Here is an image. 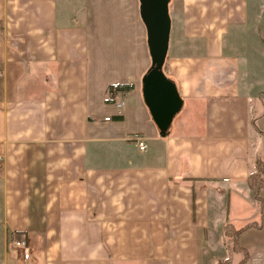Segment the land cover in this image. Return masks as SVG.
I'll use <instances>...</instances> for the list:
<instances>
[{"label": "crops", "instance_id": "obj_1", "mask_svg": "<svg viewBox=\"0 0 264 264\" xmlns=\"http://www.w3.org/2000/svg\"><path fill=\"white\" fill-rule=\"evenodd\" d=\"M81 1L0 0V264H219L228 255L207 260L203 246L226 225L259 226L239 245L264 262L246 197L264 136V108L252 124L264 0L170 1L163 73L182 108L164 136L142 98L139 0L105 5V19L129 20L132 45L100 41ZM116 85L132 90L107 100ZM21 237L27 260L10 247Z\"/></svg>", "mask_w": 264, "mask_h": 264}, {"label": "water", "instance_id": "obj_2", "mask_svg": "<svg viewBox=\"0 0 264 264\" xmlns=\"http://www.w3.org/2000/svg\"><path fill=\"white\" fill-rule=\"evenodd\" d=\"M171 0H139V14L144 24L150 69L142 79V98L160 135L167 134L173 118L182 108L176 86L163 73L168 52Z\"/></svg>", "mask_w": 264, "mask_h": 264}, {"label": "rangeland", "instance_id": "obj_3", "mask_svg": "<svg viewBox=\"0 0 264 264\" xmlns=\"http://www.w3.org/2000/svg\"><path fill=\"white\" fill-rule=\"evenodd\" d=\"M107 1L108 0H83V2L81 1V3H78V4H80L79 5L80 7H82V6L85 7L86 4L88 5L87 13L91 16V19H89V23L91 24V26L92 25L95 26L96 30L100 31L98 36H97L100 41L102 39V41L105 42V39H107L109 43H114L116 45V42L120 40V41H123V43H127L129 45H132L133 41H135V39H136V33L132 32L133 26L129 24V20H128V22L127 21L125 22L124 19L121 17H114V18L111 17V18H107V19L104 18L105 5H106ZM178 1L179 0H173L174 3L176 2V5H178ZM173 21H174L173 24H175V22L178 23L177 19H174ZM121 26L124 27V29H125L124 31L123 30L119 31ZM106 27L110 31L107 34L104 31V29ZM115 27L117 28L116 31L114 30ZM262 39L264 40V35H262ZM146 41L147 40H146V36H145V42ZM101 46L104 47V43H101ZM146 51H147L146 57H148L147 59H148V61H150L149 64L151 66V59H150V55H149L147 45H146ZM100 52L101 53L103 52L101 55L102 59H103V63L104 64L109 63L110 61L107 62V60H106V55H105L106 51L101 50ZM109 52L111 53L112 50H109ZM114 52H116V50ZM169 57H170V55H167V58L165 59V63L163 66V72L168 71V67H169L168 65H169V61H170ZM256 60H258V59H256ZM253 73H255V75L253 77V78H255L254 82L258 83V87L263 86L262 91L264 94V59L260 62L259 66H258L257 74H256V70L253 71ZM167 77L169 80H172L168 74H167ZM110 81H111V79H109V77L106 76V74L105 75L103 74V75H101V80L99 82H100V84H104V83L110 84V83H108ZM102 87L104 89V85H102ZM258 87H257V91H255V95H258V92L260 91L258 89ZM110 89H111L110 86H108L106 88V91L108 93L107 94V96H108L107 100L110 99V96H111V90ZM261 96L264 97V95H261ZM263 108H264V100L262 101V106L259 104V106H256V108H253V110H252L253 111L252 112V119H254V121L252 122L253 125L256 123L255 121H257L258 118L263 115L261 112V111H263ZM262 120L263 121L260 123V126L264 125V118ZM257 126H258V124H257ZM259 138L262 139L261 145L256 144L255 139L252 138V140H251L252 152L251 153H253L252 155H256V160L259 159V160L264 162V155H262V152H261V151H264V136H261ZM254 151H256V152H254ZM251 163L252 164H251L250 169H251V171H254V169H255L254 168V159H252ZM236 188H240V187L237 186ZM261 195H262V192H261ZM242 196H244V195H242ZM246 197L251 202V204L256 208L257 212L261 216V213L259 211L260 207L255 202V200L251 197L250 192H248V194L246 193ZM221 231H222V229H221ZM222 235H223V237L220 239L219 243L213 242V243L205 244L203 246L204 251L207 252V254H206L207 260H209V259L213 260L214 258L222 259V258H226L227 257L226 255H228V258L230 259L229 264H239L241 259L243 258V255L240 253L233 252V250H232L233 241L230 240V242H228V238L225 237L224 231H223ZM215 236H218V235H215ZM249 255L250 256H249V258L245 264H264L263 258L259 257V256H261L260 252L253 251V252H250ZM223 261H225V259L222 260V262Z\"/></svg>", "mask_w": 264, "mask_h": 264}, {"label": "trees", "instance_id": "obj_4", "mask_svg": "<svg viewBox=\"0 0 264 264\" xmlns=\"http://www.w3.org/2000/svg\"><path fill=\"white\" fill-rule=\"evenodd\" d=\"M111 93H128L132 90V85H116L111 87ZM254 171H251L246 179V183L250 192L251 197L259 205V211L261 213V223L264 220V198L261 195L264 189V162L261 160H256L254 163ZM257 225H251L244 229L235 230L231 225H226L224 227V235L233 241L232 250L235 253H240L243 255L239 264H245L249 258V253L247 250L243 249L239 245V237L249 228H258ZM230 259H225V261H220L219 264H229Z\"/></svg>", "mask_w": 264, "mask_h": 264}, {"label": "built area", "instance_id": "obj_5", "mask_svg": "<svg viewBox=\"0 0 264 264\" xmlns=\"http://www.w3.org/2000/svg\"><path fill=\"white\" fill-rule=\"evenodd\" d=\"M138 147L141 151L144 150V145L142 143H139ZM10 247L15 251L23 252V258L25 260L29 258V255L27 254L28 245L24 237H21L20 239L12 241L10 243Z\"/></svg>", "mask_w": 264, "mask_h": 264}]
</instances>
